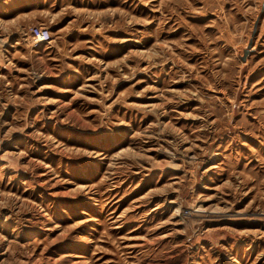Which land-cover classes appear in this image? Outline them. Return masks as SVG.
Masks as SVG:
<instances>
[{
  "label": "rangeland",
  "instance_id": "rangeland-1",
  "mask_svg": "<svg viewBox=\"0 0 264 264\" xmlns=\"http://www.w3.org/2000/svg\"><path fill=\"white\" fill-rule=\"evenodd\" d=\"M0 264H264V0H0Z\"/></svg>",
  "mask_w": 264,
  "mask_h": 264
},
{
  "label": "built area",
  "instance_id": "built-area-1",
  "mask_svg": "<svg viewBox=\"0 0 264 264\" xmlns=\"http://www.w3.org/2000/svg\"><path fill=\"white\" fill-rule=\"evenodd\" d=\"M34 45L49 44L52 41V32L45 26H34L29 30Z\"/></svg>",
  "mask_w": 264,
  "mask_h": 264
}]
</instances>
